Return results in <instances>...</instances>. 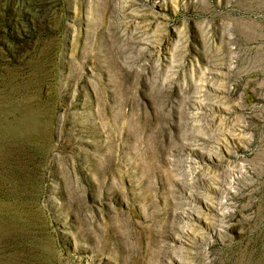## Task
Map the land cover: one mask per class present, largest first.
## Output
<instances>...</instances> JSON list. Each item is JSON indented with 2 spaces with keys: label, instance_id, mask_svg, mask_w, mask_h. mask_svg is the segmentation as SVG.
I'll use <instances>...</instances> for the list:
<instances>
[{
  "label": "rangeland",
  "instance_id": "1",
  "mask_svg": "<svg viewBox=\"0 0 264 264\" xmlns=\"http://www.w3.org/2000/svg\"><path fill=\"white\" fill-rule=\"evenodd\" d=\"M0 264H264V0H0Z\"/></svg>",
  "mask_w": 264,
  "mask_h": 264
}]
</instances>
